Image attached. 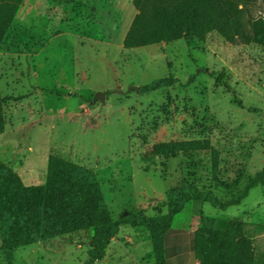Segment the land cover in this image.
Listing matches in <instances>:
<instances>
[{
	"label": "rangeland",
	"instance_id": "374dc122",
	"mask_svg": "<svg viewBox=\"0 0 264 264\" xmlns=\"http://www.w3.org/2000/svg\"><path fill=\"white\" fill-rule=\"evenodd\" d=\"M238 3L264 19V0ZM137 13L133 0H24L0 46V160L27 187L45 185L51 156L92 170L114 221L166 216L181 187L237 199L264 168V47L214 32L128 49ZM163 79L173 84L141 92ZM237 220L264 264L261 186L225 211L188 203L166 237V260L192 249L196 233H226ZM120 235L109 262L94 264H158L147 228ZM93 247L85 229L16 248L12 264H88ZM0 264H9L1 235Z\"/></svg>",
	"mask_w": 264,
	"mask_h": 264
},
{
	"label": "trees",
	"instance_id": "16d2710c",
	"mask_svg": "<svg viewBox=\"0 0 264 264\" xmlns=\"http://www.w3.org/2000/svg\"><path fill=\"white\" fill-rule=\"evenodd\" d=\"M24 0H0V46L11 28ZM137 15L125 37L128 49L175 42L182 39L203 40L218 33L231 44H259L264 47V19L254 18L238 0H133ZM173 84L163 79L141 92H152ZM4 132L0 100V134ZM264 187V168L251 180L237 199L223 203L212 192L191 194V187L169 193V213L147 217L124 215L112 220L96 174L69 161L51 156L45 185L27 187L21 177L0 160V235L3 251L12 264V250L27 244L91 229L94 247L90 262L103 260L108 246L123 225L145 227L150 231L158 264L165 258V240L172 231L174 218L193 202L197 208L210 203L220 210L239 206L250 190ZM246 224L230 222L226 233L214 228L198 235L195 257L198 264H261ZM231 237L227 239V235Z\"/></svg>",
	"mask_w": 264,
	"mask_h": 264
},
{
	"label": "crops",
	"instance_id": "0c3cea01",
	"mask_svg": "<svg viewBox=\"0 0 264 264\" xmlns=\"http://www.w3.org/2000/svg\"><path fill=\"white\" fill-rule=\"evenodd\" d=\"M126 226V225H123ZM122 226V227H123ZM122 227L120 230V234L122 232ZM118 235L115 240L119 241L122 240L121 235ZM168 263L170 264H198L196 257H195V245L193 244L192 249H190L188 252L185 251L184 249H179L177 248L173 254V256L168 255ZM104 263L109 262L108 256L106 255L105 258L103 259Z\"/></svg>",
	"mask_w": 264,
	"mask_h": 264
},
{
	"label": "water",
	"instance_id": "95a60500",
	"mask_svg": "<svg viewBox=\"0 0 264 264\" xmlns=\"http://www.w3.org/2000/svg\"><path fill=\"white\" fill-rule=\"evenodd\" d=\"M136 90H138V89L136 88ZM98 99L105 101V95L104 94L98 95Z\"/></svg>",
	"mask_w": 264,
	"mask_h": 264
}]
</instances>
